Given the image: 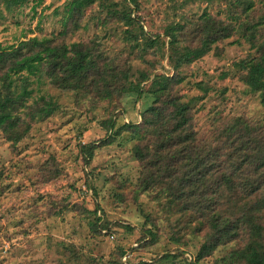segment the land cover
<instances>
[{
	"label": "rangeland",
	"instance_id": "obj_1",
	"mask_svg": "<svg viewBox=\"0 0 264 264\" xmlns=\"http://www.w3.org/2000/svg\"><path fill=\"white\" fill-rule=\"evenodd\" d=\"M36 1L12 10L0 6V42L4 46H17L31 37H53L57 44L86 43L97 54L102 53L104 60H111L119 70H131L135 76L150 70L151 64H155L152 77L173 76L175 54L169 48L167 27L184 24L179 48L197 46L203 33L197 32L194 37L193 29L202 23L205 13L226 24L261 23L263 33L258 35L264 37V0H253L254 8L249 12H244L236 0H139V10L122 0H95L76 21L69 19L67 26L64 20L72 0H42L34 9ZM112 2L122 4L114 6ZM115 9L117 14L113 13ZM126 11L142 25L145 35L139 25H127L121 19ZM232 14L239 19L232 20ZM132 33L137 41L130 39ZM241 35L246 34L234 32L182 67L185 78L175 86V92L184 101L195 99L194 124L201 132L210 130L213 117H223L219 114L222 111L264 118V106L246 92L234 67L249 53L256 55L248 34ZM146 37L158 39L156 47L160 44V48L147 47ZM33 80L34 97L52 98L58 110L32 122L17 145L0 129V264H58L63 258L62 246L72 243L86 256L103 258L105 264L115 258L119 246L128 251L124 260L129 257L125 262L130 264L151 263L155 256L168 251L180 254L182 246L170 239V224L174 225L176 218L166 220L167 214L147 194L134 197L140 162L131 148L137 140L129 132L116 134L124 123H140L146 99H151L136 102L135 95L129 93L101 101L58 89L45 78ZM198 82L209 87L207 93L198 89ZM112 116L116 128L109 130L106 122ZM91 145L96 148L88 160ZM53 158L62 172L48 181L41 165ZM97 207L101 223L109 226L106 230L93 225L94 216L89 212ZM147 215L159 219L161 238L137 249L149 227ZM199 246L197 241L183 248L184 255L172 264L193 260ZM82 263L91 264L87 257Z\"/></svg>",
	"mask_w": 264,
	"mask_h": 264
},
{
	"label": "trees",
	"instance_id": "obj_2",
	"mask_svg": "<svg viewBox=\"0 0 264 264\" xmlns=\"http://www.w3.org/2000/svg\"><path fill=\"white\" fill-rule=\"evenodd\" d=\"M30 1L33 0H0V6L12 10ZM94 1L72 0L64 25L67 26L69 19L76 21L75 18ZM122 1L126 6L134 4L131 9L139 10V0ZM36 2L34 9L43 1ZM236 2L244 12L254 8L253 0ZM112 3L114 6L122 4ZM113 13L118 11L115 9ZM121 19L127 25H139L145 35L142 25L131 13L126 11ZM231 19L239 17L232 14ZM260 26L261 23L246 22L226 24L205 13L202 23L193 29L194 37L197 32L203 33L199 37L200 44L183 45L181 49L180 33L186 26L182 23L168 26L166 36H169V48L175 54L173 76L155 74L152 77L155 64H151L150 70L140 71L139 76L131 70H119L111 60H104L102 53L97 54L96 49L86 43L67 45L60 41L57 44L53 37H31L17 46H4L0 42V129L17 145L32 122L58 110V104L52 98L34 97V77L38 81L45 78L52 86L73 91L78 97L83 94L102 101L130 93L135 95L136 102L150 98V102L146 99L141 112L142 121L124 123L116 129V134L129 132L137 140L131 148L134 158L140 162L134 197L147 194L159 210L167 214L166 220L176 218L174 225L170 224V239L182 247L180 254L168 251L161 257L155 256L151 263L142 264H172L184 255L183 248L197 241L200 243L198 251L186 264H204L209 260L212 264H264V118L222 111L219 114L223 117L217 119L214 116L210 130L201 132L194 124L195 99L184 101L175 92V86L185 78L182 76L183 65L201 58L212 45L234 32L242 33L248 34L247 40L256 55L249 53L234 67L246 92L264 106V37L258 35L263 33ZM130 39L137 41L138 37L132 33ZM157 40L146 37L145 43L154 48ZM156 48L159 49L160 44ZM197 87L206 93L209 90L203 82H198ZM115 120L113 116L107 120L109 130L116 128ZM21 127H24L23 131ZM82 147L87 148L86 145ZM95 148L89 147L88 160L92 159ZM41 170L48 181L57 179L62 172L54 158L41 165ZM98 210L99 207L88 211L94 216L93 225L106 230L109 226L101 223L103 219L97 215ZM146 224L149 227L139 239L137 249L153 245L161 238L159 219L147 215ZM62 248L63 258L58 264L77 261L83 264L85 257L88 263L105 264L103 258L86 256L74 243L64 244ZM117 249L115 258L107 260L108 264H130L125 262L129 257L124 260L128 253L125 247Z\"/></svg>",
	"mask_w": 264,
	"mask_h": 264
}]
</instances>
